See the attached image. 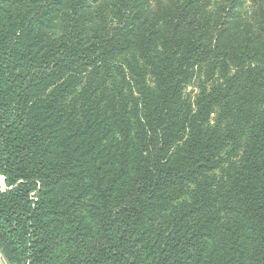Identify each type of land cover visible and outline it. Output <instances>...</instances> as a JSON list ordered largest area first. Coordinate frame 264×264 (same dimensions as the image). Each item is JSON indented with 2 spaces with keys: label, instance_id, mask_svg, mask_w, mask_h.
Wrapping results in <instances>:
<instances>
[{
  "label": "trees",
  "instance_id": "16d2710c",
  "mask_svg": "<svg viewBox=\"0 0 264 264\" xmlns=\"http://www.w3.org/2000/svg\"><path fill=\"white\" fill-rule=\"evenodd\" d=\"M224 1L0 0L7 264H264V11Z\"/></svg>",
  "mask_w": 264,
  "mask_h": 264
},
{
  "label": "rangeland",
  "instance_id": "374dc122",
  "mask_svg": "<svg viewBox=\"0 0 264 264\" xmlns=\"http://www.w3.org/2000/svg\"><path fill=\"white\" fill-rule=\"evenodd\" d=\"M156 1L167 4L169 0H151L150 7L155 5ZM208 3V11L212 14L220 13L222 7L227 6L224 0H206ZM227 10H229L227 8ZM232 10L231 18L233 24L241 25L250 31H257V21L261 12L264 11V0H237ZM192 85V84H191ZM192 87H188L187 91H191ZM2 182V178L0 179Z\"/></svg>",
  "mask_w": 264,
  "mask_h": 264
},
{
  "label": "built area",
  "instance_id": "2783aa9c",
  "mask_svg": "<svg viewBox=\"0 0 264 264\" xmlns=\"http://www.w3.org/2000/svg\"><path fill=\"white\" fill-rule=\"evenodd\" d=\"M0 264H7L1 253H0Z\"/></svg>",
  "mask_w": 264,
  "mask_h": 264
},
{
  "label": "water",
  "instance_id": "95a60500",
  "mask_svg": "<svg viewBox=\"0 0 264 264\" xmlns=\"http://www.w3.org/2000/svg\"><path fill=\"white\" fill-rule=\"evenodd\" d=\"M2 182H3V180H2Z\"/></svg>",
  "mask_w": 264,
  "mask_h": 264
}]
</instances>
